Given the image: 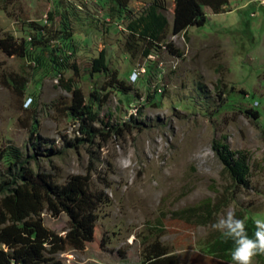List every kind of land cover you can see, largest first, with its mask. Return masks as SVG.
<instances>
[{"label":"rangeland","instance_id":"374dc122","mask_svg":"<svg viewBox=\"0 0 264 264\" xmlns=\"http://www.w3.org/2000/svg\"><path fill=\"white\" fill-rule=\"evenodd\" d=\"M120 1L121 11L116 0H0V37L26 48L0 49V180L14 147L35 154L34 171L57 183L87 175L104 194L84 248L55 254L62 264H142L155 239L181 264H235L204 246L229 210L264 220V0H229L219 13L205 7L203 25L176 34L174 0ZM152 5L167 20L158 40L128 28ZM95 57L110 72L92 71ZM74 89L96 113L91 136L69 115ZM216 141L247 157L245 184L233 182ZM41 218L64 235L65 212Z\"/></svg>","mask_w":264,"mask_h":264},{"label":"trees","instance_id":"16d2710c","mask_svg":"<svg viewBox=\"0 0 264 264\" xmlns=\"http://www.w3.org/2000/svg\"><path fill=\"white\" fill-rule=\"evenodd\" d=\"M119 11L125 4L116 0ZM229 0H174L172 32H185L190 26H201L207 20L205 7L219 13L228 6ZM167 20L154 5L144 14L128 23L129 30L143 36L158 40L165 30ZM0 49L9 54H21L26 51L24 42L6 34L0 37ZM94 72H110L108 64L101 57H95L91 63ZM111 77L116 79L115 72ZM123 87V86H122ZM69 115L80 123V130L93 135L87 121L96 119L91 104L85 101L79 89L73 90ZM256 112V111H254ZM37 127L34 126L33 130ZM33 132V131H32ZM38 138V136H37ZM33 142L34 148L39 145ZM214 150L223 162L225 169L235 184H245L249 171L247 157L229 149L221 142L214 143ZM3 158L6 161V175L0 180V264H62L55 254L68 248L83 249L85 241L93 232L97 220V209L105 201L102 192L90 188L87 175L73 174L65 182L57 183L49 172L34 171L29 161L35 159L20 153L18 148L8 149ZM199 206L177 211L180 216H190ZM49 212L53 216L65 212L68 226L64 235L58 234L43 224L41 212ZM194 212V213H195ZM202 217L211 215V208ZM245 221L247 234L255 238V219L238 214ZM235 242L226 238L222 232L213 236L204 246L207 253L226 261L234 262L231 257ZM264 260V254L257 255ZM235 263V262H234ZM142 264H181L179 257L158 239L147 244L142 250Z\"/></svg>","mask_w":264,"mask_h":264},{"label":"clouds","instance_id":"9594fccd","mask_svg":"<svg viewBox=\"0 0 264 264\" xmlns=\"http://www.w3.org/2000/svg\"><path fill=\"white\" fill-rule=\"evenodd\" d=\"M141 72L144 69L140 70ZM140 73L133 71L131 74V82L135 83ZM32 104V98L28 97L24 101V107L28 108ZM207 153H205L206 155ZM123 166H128L131 161L123 159ZM256 231L255 238H250L247 234L245 221L239 219L235 215L234 210H229L226 216L220 218L212 227L222 232L226 238H230L235 242V249L231 253L232 260L235 264H253V259L257 255L264 254V220H255Z\"/></svg>","mask_w":264,"mask_h":264}]
</instances>
